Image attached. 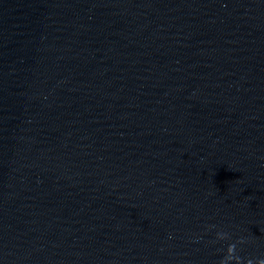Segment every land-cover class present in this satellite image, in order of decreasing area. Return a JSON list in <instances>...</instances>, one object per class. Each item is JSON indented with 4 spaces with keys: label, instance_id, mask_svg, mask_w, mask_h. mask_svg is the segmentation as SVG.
I'll return each instance as SVG.
<instances>
[{
    "label": "clouds",
    "instance_id": "clouds-1",
    "mask_svg": "<svg viewBox=\"0 0 264 264\" xmlns=\"http://www.w3.org/2000/svg\"><path fill=\"white\" fill-rule=\"evenodd\" d=\"M229 248H230V249H234V245H230Z\"/></svg>",
    "mask_w": 264,
    "mask_h": 264
}]
</instances>
